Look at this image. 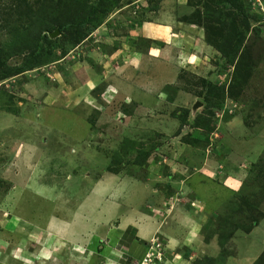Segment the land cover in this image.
Returning <instances> with one entry per match:
<instances>
[{
  "label": "rangeland",
  "instance_id": "374dc122",
  "mask_svg": "<svg viewBox=\"0 0 264 264\" xmlns=\"http://www.w3.org/2000/svg\"><path fill=\"white\" fill-rule=\"evenodd\" d=\"M160 1L0 0V264H107L109 251L118 264H264V0ZM160 10L199 33L149 26ZM115 53L135 57L116 69ZM210 167L215 183L189 177ZM238 168L235 185L222 179ZM105 175L110 195L156 190L161 226L197 213V243L168 250L156 234L140 261L106 245L149 199L100 214L90 191Z\"/></svg>",
  "mask_w": 264,
  "mask_h": 264
},
{
  "label": "crops",
  "instance_id": "0c3cea01",
  "mask_svg": "<svg viewBox=\"0 0 264 264\" xmlns=\"http://www.w3.org/2000/svg\"><path fill=\"white\" fill-rule=\"evenodd\" d=\"M168 2H169L168 0L160 1L159 6L161 7V9H163L164 5H167ZM166 13L167 12L163 13V11L160 10L159 16L161 15L163 16V19L165 21L164 23H162L160 19H157V20L153 19V23H158V26H156L155 24H148V25L152 27H157L158 30L164 31L165 33H172L173 31H175V33H199L196 27H193L190 25L183 26L182 28H178L176 25H172L173 26V30H172V26L169 24L170 22L166 16ZM142 28L143 27H140L139 33L142 32ZM131 33H135V31ZM196 42L197 44L195 45V49L199 50L201 46L198 41ZM117 53H123V50ZM117 53H115L114 55H116ZM117 55L118 56H116V61L118 62H113V63H116V69L117 67L119 69V64L124 65L122 61H125V59L126 61H129L130 59L135 57V56H129L124 59L123 58L124 54H123L122 59H120L119 58L120 54H117ZM145 70L147 73L148 69H145ZM110 86L111 85L107 84L105 87H110ZM150 96L149 94H143L142 97L140 95V97L142 98L141 99L142 103L145 104V102L147 103L148 101H150ZM205 170L209 171V173H206ZM205 170L204 168H202L200 171L196 170V175L191 174L189 177H193L192 180L197 179L198 182L200 180H205L207 182L213 183L215 179H217L220 175H223L222 173L220 174V172H218L217 170H213L211 167L209 170L207 168ZM239 173H241L240 168H238L236 171L233 170L229 172L227 176H222V179L227 181L229 185H232V184L235 185L236 184L235 180L231 178L236 176ZM211 178H214V179H211ZM115 179H116V176L105 175L102 181H99L97 184H95L90 191V193L93 194L94 199L97 200L101 206H103L102 211L101 212L99 211L100 214H103L104 212H106L105 210L107 206L112 205V204L118 205L119 202L122 205L132 206L135 209L136 208L138 209L139 206L143 204V202H145L147 198L149 199L148 201L149 202L148 203V207H149L148 213L149 214L147 215V214L138 212L139 210L134 209L136 211L137 216L136 215L128 216L129 218H124L125 220L123 219L122 221L117 222L116 224H114V226H112V230L114 231L105 230L106 232H108V234H106L105 236L106 245H109V246L116 245L119 248H122V253H124L127 258L131 260L140 261L142 258L145 257L146 254H149L148 250H150V247H149L150 245L147 246L145 243L149 242V240L155 237L156 234L157 236L162 237L163 240H165L164 245L168 250H171V248H177V246L191 248L192 244L197 243V241H194L193 239H195V237L197 236V233L199 232L201 225H202V220L199 219V216L197 213L191 214V215L184 214L188 216H185L184 220L181 222L180 221L174 222L173 218H170V217L169 219L171 220H165L162 218L164 216L163 215L161 216V219L166 222L163 226H161L160 221L157 222L155 217H153L156 215L154 209L156 208V206L160 204L159 203L160 198L155 195L157 193L156 190L149 189L148 184L146 186L145 184H137V185L132 184L127 187L126 189L127 193L122 192L119 194L110 195L112 192L111 190L113 189L112 188L113 184L115 183ZM225 187L228 188L227 186ZM175 188L176 189L179 188V185H177ZM140 190H142L141 191L142 196L141 198L137 197L138 198L137 203L139 204L130 205L129 204L130 199L134 197L135 195H137V193H139ZM180 194L184 195V191L180 192ZM122 205L120 206L122 207ZM187 213H190V212H187ZM172 222L174 223L172 224ZM128 228L133 229L135 238H137L140 241L136 243L135 242L131 243L129 245H124L123 247H121L122 244H120L119 238L121 234L125 231V229H128ZM236 236H234V239H237L239 236H241V238H239L241 240H246L248 238L247 235H243V234L241 235L236 234ZM211 239L212 238L207 237L205 242L204 240L199 239V243L200 241H202L204 244H207L208 241H210ZM116 254H117V251H114V252L109 251L108 254L104 255L105 257L104 259L106 263L107 264H118L117 259L113 257ZM251 261L252 260L246 256V257H239L237 259H229L227 260L226 264H251Z\"/></svg>",
  "mask_w": 264,
  "mask_h": 264
},
{
  "label": "trees",
  "instance_id": "16d2710c",
  "mask_svg": "<svg viewBox=\"0 0 264 264\" xmlns=\"http://www.w3.org/2000/svg\"><path fill=\"white\" fill-rule=\"evenodd\" d=\"M214 235H215V234H211L208 238H211V237L214 236ZM260 261H261V258L258 259L254 264H259V263H261Z\"/></svg>",
  "mask_w": 264,
  "mask_h": 264
},
{
  "label": "water",
  "instance_id": "95a60500",
  "mask_svg": "<svg viewBox=\"0 0 264 264\" xmlns=\"http://www.w3.org/2000/svg\"><path fill=\"white\" fill-rule=\"evenodd\" d=\"M55 35V33L53 34V36Z\"/></svg>",
  "mask_w": 264,
  "mask_h": 264
}]
</instances>
